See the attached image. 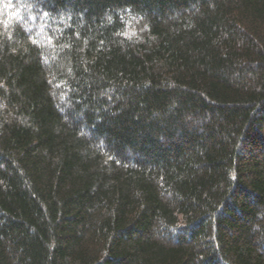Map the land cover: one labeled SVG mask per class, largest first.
<instances>
[{
	"label": "trees",
	"instance_id": "1",
	"mask_svg": "<svg viewBox=\"0 0 264 264\" xmlns=\"http://www.w3.org/2000/svg\"><path fill=\"white\" fill-rule=\"evenodd\" d=\"M0 264H264V0H0Z\"/></svg>",
	"mask_w": 264,
	"mask_h": 264
}]
</instances>
